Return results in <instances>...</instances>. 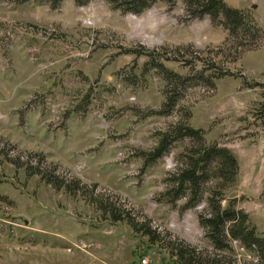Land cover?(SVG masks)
Masks as SVG:
<instances>
[{
	"label": "rangeland",
	"instance_id": "rangeland-1",
	"mask_svg": "<svg viewBox=\"0 0 264 264\" xmlns=\"http://www.w3.org/2000/svg\"><path fill=\"white\" fill-rule=\"evenodd\" d=\"M223 1L264 32V0ZM185 8L0 0V264H261L199 216L216 195L264 239V35ZM213 145L235 176L184 210L172 178Z\"/></svg>",
	"mask_w": 264,
	"mask_h": 264
},
{
	"label": "trees",
	"instance_id": "trees-1",
	"mask_svg": "<svg viewBox=\"0 0 264 264\" xmlns=\"http://www.w3.org/2000/svg\"><path fill=\"white\" fill-rule=\"evenodd\" d=\"M26 2L28 0H15ZM45 3L51 9L58 8L65 0H35ZM90 0H73L76 5H85ZM115 7L122 13L140 15L157 3L172 4L173 0H113ZM185 9L191 18L201 19L208 17L211 22L221 24L231 37L245 34L249 42L260 38L264 32L242 11L227 6L223 0H182ZM259 35V36H258ZM258 36V37H257ZM242 41V40H241ZM245 41V40H244ZM244 44H242L243 46ZM153 62L152 54L142 52ZM177 79V78H176ZM179 79V78H178ZM185 135L199 137V132L187 129ZM19 158V156H18ZM33 160H29V164ZM32 165V164H31ZM38 166V165H35ZM237 171V162L231 153L221 147L202 146L197 150H191L186 158V167L177 178H172L171 193L173 201L186 197L183 209H192L202 200V185L211 177L219 179L223 183H229ZM222 198L210 195L207 198L206 213L199 216V224L205 231V236L213 248L219 252L230 249V242L235 241L244 251L256 255L264 264V239L259 237L249 227L248 218L239 210L223 208Z\"/></svg>",
	"mask_w": 264,
	"mask_h": 264
},
{
	"label": "built area",
	"instance_id": "built-area-1",
	"mask_svg": "<svg viewBox=\"0 0 264 264\" xmlns=\"http://www.w3.org/2000/svg\"><path fill=\"white\" fill-rule=\"evenodd\" d=\"M141 264H149L148 258H142L141 259Z\"/></svg>",
	"mask_w": 264,
	"mask_h": 264
},
{
	"label": "water",
	"instance_id": "water-1",
	"mask_svg": "<svg viewBox=\"0 0 264 264\" xmlns=\"http://www.w3.org/2000/svg\"><path fill=\"white\" fill-rule=\"evenodd\" d=\"M21 220L23 221L24 225H27V221L23 217H21Z\"/></svg>",
	"mask_w": 264,
	"mask_h": 264
}]
</instances>
